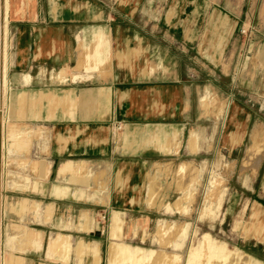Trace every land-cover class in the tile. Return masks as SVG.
<instances>
[{
	"label": "crops",
	"instance_id": "obj_1",
	"mask_svg": "<svg viewBox=\"0 0 264 264\" xmlns=\"http://www.w3.org/2000/svg\"><path fill=\"white\" fill-rule=\"evenodd\" d=\"M199 4L7 0L14 29L15 86L7 89L18 112L13 117L25 132L46 139L32 142L38 166L28 185L48 202L47 223L40 216L37 224L55 237L46 249L48 258L55 256L51 264H105L104 228L88 229V204L108 219L106 240L115 239L113 220L122 233L131 219L133 224L145 216L178 214L165 211L175 188L168 189L173 175L164 171L184 164L195 169L201 156L209 161L215 155L217 118L210 109L205 114L202 103L215 95L217 71L232 74V34L241 22L216 6L201 19ZM92 49L100 63L88 68ZM228 97L229 111L219 120L221 148L232 154L248 137L252 112ZM117 125L121 130L113 135ZM263 133L264 128L252 131L241 171L255 174L259 165L264 170L262 156L254 173L245 164L249 150L264 143ZM91 233L99 241L86 242ZM123 233L135 238L133 230ZM38 251L26 247L21 259L39 264Z\"/></svg>",
	"mask_w": 264,
	"mask_h": 264
},
{
	"label": "rangeland",
	"instance_id": "obj_2",
	"mask_svg": "<svg viewBox=\"0 0 264 264\" xmlns=\"http://www.w3.org/2000/svg\"><path fill=\"white\" fill-rule=\"evenodd\" d=\"M214 6L241 22L232 34L230 50L235 52L231 60L232 74L217 71L215 95L210 93V101L206 98L202 103L205 114L210 109L217 118L216 153L209 161L201 156L195 169L184 164L164 171L168 177L173 175L168 189L175 188V193L168 190L170 195L165 211L168 215L178 214L145 216L142 220L137 219L134 225V219H131L124 229L135 231V238L123 233L124 229L121 233L119 223L113 220L111 230L117 238L110 235L111 240H106L109 221L104 215L98 217L88 204L85 215L88 229L97 225L104 228L100 240H103L105 264L264 262V170H260V165L257 169L259 159L254 164H247L253 173L257 169L255 174L241 171L245 152L252 146H249L252 131L264 128V0H200L201 19L205 11ZM8 21L7 18L4 23L6 71L3 91L0 88V264H25L21 258L25 257L22 253L26 247H38L39 264H51L55 256L48 258L46 249L55 237L47 225L37 224L41 223L38 222L40 216H44V224L47 223L48 202L39 199L45 193L38 194L36 189L32 194L31 185H28L38 166L36 157L31 154L32 142L38 136L44 143L46 139L39 133L33 137V132H25L13 117L18 112L11 105L7 89L15 86L14 29ZM86 57L88 68L90 65L95 68L100 63L94 49L88 51ZM106 62L105 59L100 65L106 68ZM221 63H225V59ZM228 95L252 112L248 137L240 151L232 154L224 153L221 148L224 145L223 122L219 120L229 111L232 100ZM261 156L262 161L264 152ZM182 166H188L189 170L181 171ZM159 192H163V188ZM33 206L37 209L31 210ZM97 237L91 233L85 241H99ZM68 241L71 253L72 243L69 238Z\"/></svg>",
	"mask_w": 264,
	"mask_h": 264
},
{
	"label": "bare ground",
	"instance_id": "obj_3",
	"mask_svg": "<svg viewBox=\"0 0 264 264\" xmlns=\"http://www.w3.org/2000/svg\"><path fill=\"white\" fill-rule=\"evenodd\" d=\"M6 19H7V0H0V87H1V79L3 78V73L5 71V33H6L5 32V26H6V24H4V23L6 22ZM263 150H264V143L258 142L257 144H255L254 147L249 150V154H248V157L245 161V164L251 165L252 163L254 164L255 162H257L260 159L261 152ZM186 169L189 170V167H187ZM186 169H184V170H186ZM184 170L181 169V171H184ZM184 172H186V171H184ZM155 186H152V187H155ZM160 256H159V258H160ZM161 261H162V259H161Z\"/></svg>",
	"mask_w": 264,
	"mask_h": 264
},
{
	"label": "built area",
	"instance_id": "obj_4",
	"mask_svg": "<svg viewBox=\"0 0 264 264\" xmlns=\"http://www.w3.org/2000/svg\"><path fill=\"white\" fill-rule=\"evenodd\" d=\"M114 129H115V130H114V132H113V135L116 133V131L121 130V126H120V125H117V126H115Z\"/></svg>",
	"mask_w": 264,
	"mask_h": 264
}]
</instances>
